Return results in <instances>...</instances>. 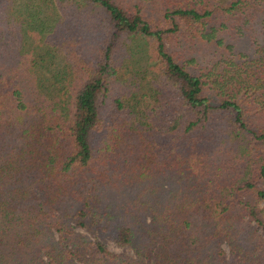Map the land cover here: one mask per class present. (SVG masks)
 Returning <instances> with one entry per match:
<instances>
[{
	"label": "trees",
	"instance_id": "obj_1",
	"mask_svg": "<svg viewBox=\"0 0 264 264\" xmlns=\"http://www.w3.org/2000/svg\"><path fill=\"white\" fill-rule=\"evenodd\" d=\"M11 1L0 264H264V0ZM231 26L256 51L191 71L186 45Z\"/></svg>",
	"mask_w": 264,
	"mask_h": 264
},
{
	"label": "rangeland",
	"instance_id": "obj_2",
	"mask_svg": "<svg viewBox=\"0 0 264 264\" xmlns=\"http://www.w3.org/2000/svg\"><path fill=\"white\" fill-rule=\"evenodd\" d=\"M11 1V0H10ZM13 1V0H12ZM11 1V2H12ZM16 3H21L19 2V0ZM7 5L0 7V20L3 19V14L6 12ZM14 14V13H12ZM236 25V24H235ZM220 27V26H218ZM233 26H231L229 29L224 30V31H219V35H218V39H222L224 40L222 46H218L215 42V44L212 46L211 44H206V43H199V44H194V45H190L187 44L186 49L183 50L184 54L186 55L185 57V61H187V65L189 67V69L191 71H197V69L199 70V68L201 67H206L208 65H210L211 63H214L216 60L219 59L220 55H223L224 53L227 54L228 53V49L227 46H234L235 47V52L237 53H242V54H252L254 51H256V47L262 42V38H258V37H252V36H247V37H243L241 39H238L239 35L237 34V32L235 31V29H232ZM55 40V39H54ZM86 44H82V47L86 50V46L87 45H91L93 38H85ZM61 44L59 46V50H56L57 48H53V54L56 55V57L59 60H63L65 52V44L60 41ZM36 44V43H35ZM129 46L133 47H138L141 46L139 42H136L134 44H130ZM131 49V48H130ZM52 57V56H51ZM194 60V61H192ZM151 60H149V64ZM130 64V66H128V68L124 69L125 72H122L121 69V75L122 74H126L127 72V76L135 75V71L134 69H136V71L140 72L139 77L143 78V84L147 82H150V78L152 77V74L150 75V72H147V68L150 70L154 69L152 67H144L141 68L139 66L142 65L139 64V66H136V61L132 60V58L128 61ZM135 65V66H134ZM144 66V65H142ZM143 69V70H142ZM145 69V70H144ZM133 71V72H131ZM143 95L144 96L143 98ZM150 92H148V89L146 91L141 90V94H140V99H142V102L144 104L143 108L148 107L150 108V110L154 109V106L152 105L154 102L153 98L150 96ZM260 208L262 211V216L264 218V204H260ZM96 236H99V234H95ZM104 243L107 245V247L114 253L117 254H122V253H126V254H131V251L129 249H122L120 248L115 241L112 239L111 236L109 235H104L103 238Z\"/></svg>",
	"mask_w": 264,
	"mask_h": 264
}]
</instances>
